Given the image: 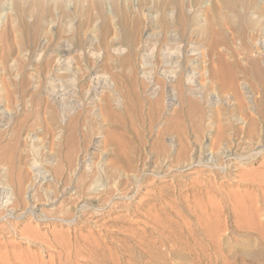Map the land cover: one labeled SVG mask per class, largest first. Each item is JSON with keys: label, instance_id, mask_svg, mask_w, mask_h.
<instances>
[{"label": "rangeland", "instance_id": "1", "mask_svg": "<svg viewBox=\"0 0 264 264\" xmlns=\"http://www.w3.org/2000/svg\"><path fill=\"white\" fill-rule=\"evenodd\" d=\"M233 1L0 0V264H264V0Z\"/></svg>", "mask_w": 264, "mask_h": 264}, {"label": "bare ground", "instance_id": "2", "mask_svg": "<svg viewBox=\"0 0 264 264\" xmlns=\"http://www.w3.org/2000/svg\"><path fill=\"white\" fill-rule=\"evenodd\" d=\"M166 1H168V0H166ZM239 3H240V0L238 1V0H236V1H233V2H229L228 3V8L229 9H232V10H235L237 7H238V5H239ZM178 11H179V13H180V15H182V9H181V6H179V8H178ZM215 22V20L214 19H212L211 20V24H213ZM183 29V28H182ZM183 32V31H182ZM184 33V32H183ZM183 33H181V34H183ZM196 51H197V49H196ZM152 52V51H151ZM174 54H175V52H173ZM179 53V52H178ZM165 54H167L168 56H172L173 57V54L171 53V52H167V53H165ZM196 54H199L198 52L197 53H192L191 55H196ZM152 55V54H151ZM162 55H164V54H162ZM166 55V57L168 58V56ZM178 55V54H177ZM172 57H170L171 59H173L174 57H177V56H174L173 58ZM152 58H153V56H152ZM178 58V57H177ZM177 58H174V59H177ZM179 59V58H178ZM67 61V60H66ZM253 64H255V65H257L256 64V61H254L253 60ZM64 66V65H63ZM66 67V66H65ZM59 68V67H58ZM68 67H66V69H67ZM171 68H173L172 66H171ZM56 70V69H55ZM62 70V69H61ZM69 70H71L70 69V67H69ZM170 71V70H169ZM172 71V70H171ZM215 71H216V73H218L219 75H221L223 78H225V77H229L230 78V76H231V67H230V65L222 58V57H220L219 59H218V65H217V67H216V69H215ZM62 72H65L64 70H62ZM61 72V73H62ZM67 72V71H66ZM71 73V72H70ZM74 73V72H73ZM147 73V72H146ZM190 73V72H189ZM72 74V73H71ZM60 75V74H59ZM74 75H75V73H74ZM73 75V76H74ZM70 76V75H69ZM55 81V80H54ZM63 82V81H62ZM54 83V82H53ZM65 83V82H64ZM55 84V83H54ZM60 84V83H59ZM66 84V83H65ZM67 85V84H66ZM100 86V85H99ZM98 86V87H99ZM64 87V86H63ZM61 89H63L62 87H60ZM60 90V89H59ZM59 90H56V91H59ZM65 91H67V90H65ZM53 93H54V90L52 91ZM62 92V91H61ZM57 93V92H56ZM58 93H60V91L58 92ZM63 93H64V91H63ZM69 93V92H68ZM67 93V94H68ZM55 94V93H54ZM62 94V93H61ZM59 95V94H58ZM60 97H62V96H60ZM102 111H103V113H105V115L106 116H108V117H110L111 116V107H110V105L105 101L104 102V105L102 106ZM171 123V122H170ZM175 123V122H174ZM173 125V124H172ZM171 125V126H172ZM177 125H178V123L176 124V127H177ZM179 125H181V124H179ZM173 127V126H172ZM181 127V126H180ZM183 128V127H182ZM181 128V129H182ZM178 129H180L179 127H178ZM180 129V130H181ZM108 131V130H107ZM111 131V130H110ZM179 131V130H178ZM182 131V130H181ZM177 132V131H176ZM180 132V131H179ZM179 132H177V134L179 133ZM106 133V132H105ZM114 133H115V131H114ZM118 133V132H117ZM183 133V132H182ZM123 134V133H122ZM181 134V133H180ZM179 134V135H180ZM104 135V134H103ZM178 135V136H179ZM122 136V135H121ZM137 137L139 138V135H137ZM179 138H180V136H179ZM105 143L106 144H109V145H111V146H113L112 148L114 149V158L111 160V161H109L108 162V164H107V167H109V169H113V168H117V166H120V167H122L123 169H125L126 171L128 170V171H136V173H137V169L135 170V166H134V164H133V160L130 158V157H128V151H127V148H125V146L127 145V146H129V144H131V143H125V141H123V139L122 138H120V137H118V136H115L113 133H111V132H107L106 134H105ZM182 139V138H181ZM141 140V139H140ZM140 140L138 141V142H140ZM184 140V139H183ZM128 141V140H127ZM181 141V140H180ZM137 143V142H136ZM153 143V142H152ZM181 143H182V141L180 142V145H181ZM135 144V143H134ZM133 144V145H134ZM139 144H141V143H139ZM183 144H185V141H184V143ZM183 144H182V147H183ZM108 145V146H109ZM138 145V144H137ZM110 146V147H111ZM163 146V145H162ZM107 147V146H106ZM131 147H133L132 146V144H131ZM130 147V148H131ZM129 150V149H128ZM132 151L134 150V149H131ZM136 153V152H135ZM134 154V153H133ZM132 154V155H133ZM135 155H137V154H135ZM129 156H131V154L129 155ZM136 157V156H135ZM134 157V158H135ZM136 159V158H135ZM135 162V161H134ZM161 167V166H160ZM158 168V167H157ZM108 169V170H109ZM121 169V168H120ZM120 169H117L118 171L120 170ZM160 169V168H159ZM122 170V169H121ZM115 172H116V169H115ZM114 173V172H113ZM123 174V173H122ZM134 176H136V174L134 175ZM128 181V180H127ZM128 182H130V181H128ZM143 182V181H142ZM127 183V182H126ZM128 193V192H127ZM123 195V194H122ZM128 198V197H127ZM91 199V198H90ZM98 199V198H97ZM80 200V199H79ZM53 201V200H52ZM99 201V200H98ZM70 202V201H69ZM74 202V201H73ZM77 202H78V200H77ZM93 202V201H92ZM63 203V202H62ZM117 203V202H116ZM77 204V203H76ZM75 204V205H76ZM106 204V203H105ZM119 204H121V202L119 203ZM125 204V203H124ZM115 205V204H114ZM126 205V204H125ZM124 205V206H125ZM127 205H128V203H127ZM126 205V206H127ZM72 206V205H71ZM60 208V207H59ZM60 210V209H59ZM53 211V210H52ZM58 211V210H57ZM65 213V212H64ZM62 214V213H61ZM50 215V214H49ZM66 215V214H65ZM57 216V215H56ZM92 216V215H91ZM69 217V216H68ZM67 218V217H66ZM16 222V221H15ZM65 222V221H64ZM86 222V221H85ZM5 228H6V226H5ZM24 228V227H23ZM52 230V229H51ZM23 232V231H22ZM52 233V232H51ZM39 234V233H38ZM32 235H34V233L32 234ZM15 236V235H14ZM23 238V237H22ZM34 238V237H33ZM37 238V237H36ZM35 238V239H36ZM60 242V241H59ZM69 243V242H68ZM58 245H59V243H58ZM76 257V256H75Z\"/></svg>", "mask_w": 264, "mask_h": 264}]
</instances>
